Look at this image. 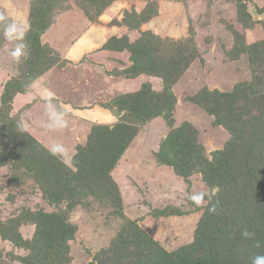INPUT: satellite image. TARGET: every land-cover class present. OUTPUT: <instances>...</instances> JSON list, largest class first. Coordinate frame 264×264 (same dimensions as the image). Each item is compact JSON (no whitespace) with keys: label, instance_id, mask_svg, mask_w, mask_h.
Returning a JSON list of instances; mask_svg holds the SVG:
<instances>
[{"label":"rangeland","instance_id":"obj_1","mask_svg":"<svg viewBox=\"0 0 264 264\" xmlns=\"http://www.w3.org/2000/svg\"><path fill=\"white\" fill-rule=\"evenodd\" d=\"M38 1L0 0V101L5 83L23 79L33 60L28 48L19 62L10 51L25 44ZM55 1L41 37L49 49L44 72L28 92L16 95L12 121L0 130V264H251L264 255L258 232L264 218L244 226L258 238L242 235L244 216L232 233L212 231L210 204L226 207L234 189L223 195L205 182L195 148L189 147L196 165L191 186L159 157L174 132L205 150L209 160L230 141L205 106L221 98L223 116L245 114L247 103L230 106L229 94L255 78L243 49L264 39V0ZM11 23L22 28V40L5 39ZM150 43L157 66L173 80L172 123L164 113L134 119L128 109L149 112L152 103L140 96L145 87L159 96L166 91L164 77L152 74ZM181 50L186 60L176 57L179 62L170 64L168 56ZM57 120L63 126L50 129ZM94 129L116 137L99 142ZM179 144L168 156L182 154ZM101 148L111 161L110 188L92 193L74 175L92 168ZM40 150L49 156L38 163ZM200 192L212 200L196 206L189 197ZM18 231L20 245L10 240Z\"/></svg>","mask_w":264,"mask_h":264},{"label":"trees","instance_id":"obj_2","mask_svg":"<svg viewBox=\"0 0 264 264\" xmlns=\"http://www.w3.org/2000/svg\"><path fill=\"white\" fill-rule=\"evenodd\" d=\"M55 2V0H39L37 3L38 9L33 17L31 30L24 39L25 45L27 46L26 48H28L31 55H33V60L23 79L12 78L8 80L3 87L0 101V130H3L12 121L11 110L16 95L28 92L32 84L44 72L43 70L46 67L48 58L47 50L49 49L42 44L41 37L45 33V25L49 20V15L54 9ZM243 16L244 18L250 19V17L246 14ZM3 19L9 22L7 17H3ZM147 20L148 19H146V21ZM243 51L250 55V62L252 68H254L253 74L255 75V78L251 82H244L235 87L236 90L234 93L229 94V105L234 106L239 101L242 105L247 103V106L244 109L246 111L245 114L244 112L232 114L235 112L232 111V115L228 114L223 116L222 111L218 107L221 102V98L216 100L218 103H208L207 106H205L208 112L212 116L216 117L217 122L224 125L222 127L226 128L232 135L230 141L225 145L224 149L215 152L212 159L209 160L204 155L205 150L203 151V149L197 146L191 139L187 140L184 137L179 138L175 132L166 138L160 147V161L173 167L176 173L184 178L186 184H190L189 186L192 184L190 180L191 169H195V166L200 164L204 169L202 170L205 182L219 187L222 191L221 194L225 195V190L229 188L231 191L232 188L234 189L233 194L230 195L233 201L227 203L226 207H220L219 204H215L216 211L214 213L210 212V219L214 223L212 229L214 233L223 228L227 231V233H232V231L236 230V227L239 226L236 222L238 221V218L242 216L245 217L244 222L241 224V228L243 229H245L244 226L253 224V219L256 220L257 218H264V83L261 80V77H264V39L249 45L248 47L244 46ZM155 53V44L150 43L147 56L154 67V72L152 71V74L164 77L166 91L159 96L157 93L156 95L153 94L148 87H145L140 96H146L149 102L152 103L149 112H147V110H141L145 108L140 106L133 107L130 105L128 109H133L134 119L140 120V116H143L145 112L147 113L146 115L152 119L156 117L155 115H163L164 113L167 117V121L172 123V110L174 103L172 104L170 102L173 99V96L169 93V87L171 86L173 80L167 73V69H160L159 66H157ZM168 57L171 58L170 64L179 62L178 60L174 61L176 57L183 58L184 60L187 58L186 54H183L182 50L175 52ZM216 93L211 94L208 91L207 94L216 97L224 96L220 93L219 95H216ZM216 97L214 98L216 99ZM137 101V103L144 105L140 98H137ZM124 104L128 106L130 103L124 102ZM124 104L119 105V107H126ZM238 110L243 111V107L240 106ZM127 130L130 129L127 128ZM132 131L133 128L130 132ZM95 132L99 142L109 138L114 139L116 137L115 133H112L111 131H100L98 134L96 130ZM120 133L121 132L117 133V135ZM126 134L127 131L122 133V135ZM130 136L131 135L127 137ZM127 137L122 140H125ZM181 139L186 140L187 144L181 142ZM121 142L116 146L119 147V153H121L122 149L123 142ZM177 142H180L179 145L182 148V154L179 156V152L177 151L176 157L168 156V153L166 152H168L171 148H175ZM186 145H188V150L186 149ZM189 147H191V150H194L195 148L194 151L198 153V161H196V165L191 162L192 156ZM200 149L202 157L199 158ZM105 153L106 152L101 148L100 154L97 155L93 167L91 168L90 166H85V168H82L77 175H74L75 181L78 185L83 186V188H92V193H95L96 191L103 193L106 188L110 186V179L107 177V175H109L107 170L109 167L111 168V161L106 163V161H109L110 159L105 155ZM161 154L165 156L163 157ZM37 155L39 156L37 161L38 163H41V161L45 162L47 160L45 157H48L49 153L40 150ZM179 157L180 159L177 160ZM50 166L48 169H51ZM54 169L55 168H52L51 174H53ZM211 206L212 204H210V207ZM172 211L174 210L169 209V212ZM262 226L263 228L260 226L258 227V232L261 236V243L264 248V225ZM208 227L209 226H207L206 231H208ZM255 237L258 238L257 234H255ZM142 238L144 237H137L136 239L140 240ZM10 240L14 241L16 245H20L22 241L19 231L16 232L14 236H10ZM149 253L150 252H147L144 257H150L151 255H149ZM166 263L172 264V262L168 259L161 261V264Z\"/></svg>","mask_w":264,"mask_h":264},{"label":"clouds","instance_id":"obj_3","mask_svg":"<svg viewBox=\"0 0 264 264\" xmlns=\"http://www.w3.org/2000/svg\"><path fill=\"white\" fill-rule=\"evenodd\" d=\"M3 35H4L5 39H8V40H22L23 39V30L17 24L11 23V24H8L4 28ZM26 47L27 46L25 44L20 43V44H17V46L15 48L11 49L10 55H11L12 59L16 62H19L21 60V57L25 54ZM62 115H66V114H62ZM62 126H63V123L61 122V120H57L56 124L55 125H49V128L50 129L54 128V127L59 128ZM17 128L20 131H25V128L23 126L22 121L17 122ZM58 151H59L58 149H52V153L54 155L57 154ZM206 197L208 200H212V195L210 193H207V192H200V193H197L195 195H191L189 197V199L196 206H201L204 203ZM209 211L214 213L216 211V205L212 204V206L209 208ZM242 235L246 239H249V238H252L255 234L248 231L247 229H244ZM251 264H264V255L254 256L251 260Z\"/></svg>","mask_w":264,"mask_h":264},{"label":"water","instance_id":"obj_4","mask_svg":"<svg viewBox=\"0 0 264 264\" xmlns=\"http://www.w3.org/2000/svg\"><path fill=\"white\" fill-rule=\"evenodd\" d=\"M256 19L260 20L261 17L256 16ZM115 114L118 115V116H121V114L118 111H116Z\"/></svg>","mask_w":264,"mask_h":264}]
</instances>
